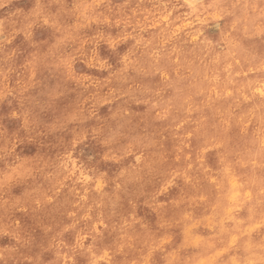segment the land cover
Wrapping results in <instances>:
<instances>
[{
    "label": "clouds",
    "instance_id": "obj_1",
    "mask_svg": "<svg viewBox=\"0 0 264 264\" xmlns=\"http://www.w3.org/2000/svg\"><path fill=\"white\" fill-rule=\"evenodd\" d=\"M0 264H264V0H0Z\"/></svg>",
    "mask_w": 264,
    "mask_h": 264
}]
</instances>
